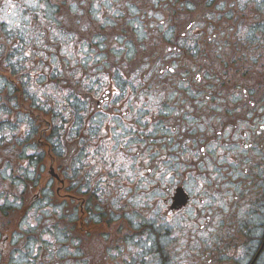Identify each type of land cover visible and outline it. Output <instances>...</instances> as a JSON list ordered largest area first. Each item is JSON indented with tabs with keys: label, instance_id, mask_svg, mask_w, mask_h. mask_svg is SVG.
Masks as SVG:
<instances>
[{
	"label": "flooded vegetation",
	"instance_id": "obj_1",
	"mask_svg": "<svg viewBox=\"0 0 264 264\" xmlns=\"http://www.w3.org/2000/svg\"><path fill=\"white\" fill-rule=\"evenodd\" d=\"M0 264H264V0H0Z\"/></svg>",
	"mask_w": 264,
	"mask_h": 264
}]
</instances>
